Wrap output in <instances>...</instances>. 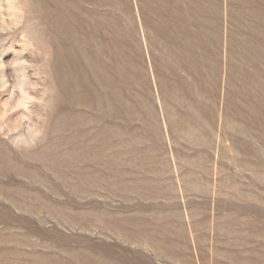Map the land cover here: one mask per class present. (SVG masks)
<instances>
[{
  "label": "rangeland",
  "instance_id": "obj_1",
  "mask_svg": "<svg viewBox=\"0 0 264 264\" xmlns=\"http://www.w3.org/2000/svg\"><path fill=\"white\" fill-rule=\"evenodd\" d=\"M0 264H264V0H0Z\"/></svg>",
  "mask_w": 264,
  "mask_h": 264
},
{
  "label": "bare ground",
  "instance_id": "obj_2",
  "mask_svg": "<svg viewBox=\"0 0 264 264\" xmlns=\"http://www.w3.org/2000/svg\"><path fill=\"white\" fill-rule=\"evenodd\" d=\"M167 17V16H166ZM256 55V54H255Z\"/></svg>",
  "mask_w": 264,
  "mask_h": 264
}]
</instances>
